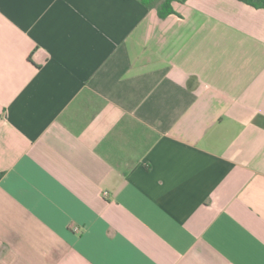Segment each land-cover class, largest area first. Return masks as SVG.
<instances>
[{
  "label": "crops",
  "instance_id": "crops-1",
  "mask_svg": "<svg viewBox=\"0 0 264 264\" xmlns=\"http://www.w3.org/2000/svg\"><path fill=\"white\" fill-rule=\"evenodd\" d=\"M0 0V264H264V8Z\"/></svg>",
  "mask_w": 264,
  "mask_h": 264
},
{
  "label": "trees",
  "instance_id": "trees-1",
  "mask_svg": "<svg viewBox=\"0 0 264 264\" xmlns=\"http://www.w3.org/2000/svg\"><path fill=\"white\" fill-rule=\"evenodd\" d=\"M171 1L172 0H163L162 3V12H160L161 16H166L170 12L173 11L171 7ZM244 1L252 6L255 7H263L264 8V0H241ZM145 3H149V0H144Z\"/></svg>",
  "mask_w": 264,
  "mask_h": 264
},
{
  "label": "rangeland",
  "instance_id": "rangeland-1",
  "mask_svg": "<svg viewBox=\"0 0 264 264\" xmlns=\"http://www.w3.org/2000/svg\"><path fill=\"white\" fill-rule=\"evenodd\" d=\"M156 3H161L163 0H154Z\"/></svg>",
  "mask_w": 264,
  "mask_h": 264
}]
</instances>
